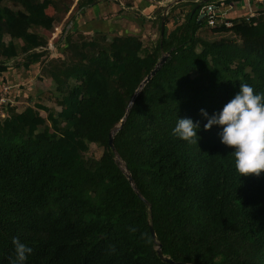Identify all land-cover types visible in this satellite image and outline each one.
<instances>
[{"label":"trees","instance_id":"trees-1","mask_svg":"<svg viewBox=\"0 0 264 264\" xmlns=\"http://www.w3.org/2000/svg\"><path fill=\"white\" fill-rule=\"evenodd\" d=\"M98 1L77 0L72 10L73 0H0V98L9 87L0 117V264L14 259V237L32 248L26 264H170L159 244L185 264H264V172L240 176L221 128L204 130L200 111L221 110L239 83L264 93V15L248 20L240 11L228 15L231 27H211L199 16L216 0L179 3L163 37L164 8L144 19L159 33L149 42L91 20L69 28L51 58L45 32ZM178 8L185 18L170 29ZM203 29L236 40L208 39ZM29 72L51 84L58 110L38 100L40 87L28 91ZM178 118L200 123L191 142L172 134ZM119 126L115 147L138 192L109 143ZM92 144L100 158L87 156Z\"/></svg>","mask_w":264,"mask_h":264},{"label":"clouds","instance_id":"clouds-1","mask_svg":"<svg viewBox=\"0 0 264 264\" xmlns=\"http://www.w3.org/2000/svg\"><path fill=\"white\" fill-rule=\"evenodd\" d=\"M205 118L204 130L219 126L220 141L233 149L234 166L240 176L264 172V93H259L248 83H239L236 94L216 113L209 115L201 109ZM198 130V131H197ZM200 123L190 118H178L172 134L191 142L198 136ZM15 257L11 264H26L32 248L13 238Z\"/></svg>","mask_w":264,"mask_h":264},{"label":"crops","instance_id":"crops-1","mask_svg":"<svg viewBox=\"0 0 264 264\" xmlns=\"http://www.w3.org/2000/svg\"><path fill=\"white\" fill-rule=\"evenodd\" d=\"M189 1H192L193 3H202L207 2L208 0H184L180 3H185L187 5V2ZM176 2L177 0H99V2L93 5L85 13H80L74 21L70 22L69 28L73 25L74 27L79 26V24L83 25L86 21H91L104 14L105 19L109 22V28L111 31L125 29L131 33L140 34L145 39L148 35L150 36L152 34V28L150 27V23L145 27L144 19L149 20L148 22L155 21L157 17V10L162 8H164L163 14L167 10L168 15L170 9L179 4ZM226 10L229 16H235L240 11H249V5L247 0H236L233 1ZM82 17L86 18V20L83 21ZM184 18L185 13L182 12L181 8H178V10L174 13L171 22L168 24V27L171 29L174 27L176 19L183 21ZM63 24L64 22L61 25ZM59 30L60 33H62V27ZM58 35L59 33L55 35V38L58 37ZM33 77L28 78L26 82H29V80L32 81ZM35 87L40 86L31 85L28 89Z\"/></svg>","mask_w":264,"mask_h":264},{"label":"rangeland","instance_id":"rangeland-1","mask_svg":"<svg viewBox=\"0 0 264 264\" xmlns=\"http://www.w3.org/2000/svg\"><path fill=\"white\" fill-rule=\"evenodd\" d=\"M76 1L77 0H73L72 10L75 8ZM187 6L191 7V6H193V3H190ZM47 8H48V12L55 13V9H54V6L53 5L52 6L51 5H47ZM68 15L62 21V23L64 22L63 25H61L62 23H60L57 26V28H55V30L53 32H45V34L47 35V37L49 39V41H48V48H50V51H51V54H50V57L51 58H56V57L59 56L58 50H57V47L56 46H57L58 41L64 37L65 32L69 28V25H68V22H67L68 21V18L67 17H69ZM97 19H99V20H97ZM82 20L85 21L86 18H83L82 17ZM93 20H97V21L104 22L105 21V15L103 14L102 16H98L96 19H93ZM85 24H87V21L85 22ZM85 24H83V25H85ZM79 26H81V25L79 24ZM61 27H62V33H60V30H59ZM94 28H97V26H95ZM103 28H104V26H103ZM58 33H59L58 37L55 38V35L58 34ZM154 33L155 34L152 33L150 36L148 35V37L145 38V40L147 42H149V40L154 39V37L157 38L159 36V33H158L157 30ZM199 33H200V35L205 36L208 39H216V40H221V39L236 40L235 36L233 34H230V33L214 34L210 30H206V29L201 30ZM39 69L40 68H38V67L36 68V70L38 72H39ZM31 74H32L31 72L30 73H27V75L29 76V78L31 77ZM28 76H26V77H28ZM29 84L40 86V88L43 89V93L39 97L38 100H40L41 102H46L50 107L58 110V108H57V106H56V104L54 102V99L52 97V94H51V84L50 83H48V82L47 83L46 82H41V81H39L37 79V75H34L32 81L29 80ZM28 91L34 93L35 92V89H33V88L32 89H28ZM23 107H24V103L21 105V109ZM42 114L44 116H47V113L44 112V111L42 112ZM102 154H103V149L100 148L99 146L95 145V144H92L91 150L87 153V156L88 157L100 158L102 156Z\"/></svg>","mask_w":264,"mask_h":264},{"label":"built area","instance_id":"built-area-1","mask_svg":"<svg viewBox=\"0 0 264 264\" xmlns=\"http://www.w3.org/2000/svg\"><path fill=\"white\" fill-rule=\"evenodd\" d=\"M249 5V11L247 14V19H253L261 14L264 15V0H247ZM227 7L224 0H216L209 2L202 8V14L205 15L209 26L215 27L218 23L226 24L227 27H231L232 23L228 19ZM9 90L8 86L4 85V94L0 98V117H5V112L3 111V105L6 102V94Z\"/></svg>","mask_w":264,"mask_h":264},{"label":"water","instance_id":"water-1","mask_svg":"<svg viewBox=\"0 0 264 264\" xmlns=\"http://www.w3.org/2000/svg\"><path fill=\"white\" fill-rule=\"evenodd\" d=\"M184 0H177L176 3H180ZM201 7V4H198L196 9L200 8ZM195 9V10H196ZM205 15L204 14H200L199 16V19L200 21L202 19H204ZM166 18H167V10L166 12L163 14V17H162V24H161V34H162V37L164 35V32H165V22H166ZM171 52H167L165 53L161 59L158 61L157 65L155 66V68L150 72V74L146 77V79L143 81V83L141 84V88H143L160 70L161 68L164 66V64L166 63L167 59L169 58ZM141 89H139L137 91V94L140 92ZM124 123V120L122 121V124ZM122 126V125H121ZM121 126L119 127H116L112 132H111V135H110V139H109V143H110V146L111 148L116 152V155H117V163H119L121 165V168L122 170L125 172V174L127 175L129 181L133 184L134 186V189L138 192V189L136 188V186L134 185V181H133V177L131 176V174L128 172L127 170V167H125V165L123 164V162L121 161V158L120 156L118 155L117 153V150H116V147H115V142H114V135L117 133V131L121 128ZM150 229H151V233L153 235V238L156 239V231H155V228L154 226L151 224L150 225ZM161 244H159V248H158V254L161 258H163L166 262L170 263V264H185V263H182V262H178V261H174L172 259H170L169 257H165L164 254H163V251L161 249Z\"/></svg>","mask_w":264,"mask_h":264}]
</instances>
